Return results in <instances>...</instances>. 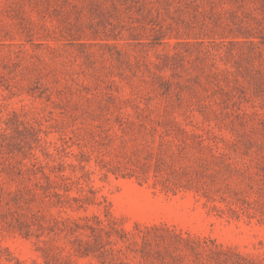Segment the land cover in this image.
I'll use <instances>...</instances> for the list:
<instances>
[{
  "label": "rangeland",
  "instance_id": "1",
  "mask_svg": "<svg viewBox=\"0 0 264 264\" xmlns=\"http://www.w3.org/2000/svg\"><path fill=\"white\" fill-rule=\"evenodd\" d=\"M0 264H264V0H0Z\"/></svg>",
  "mask_w": 264,
  "mask_h": 264
}]
</instances>
